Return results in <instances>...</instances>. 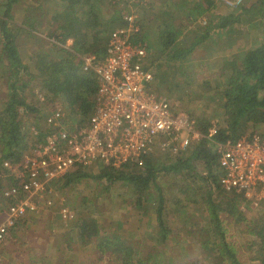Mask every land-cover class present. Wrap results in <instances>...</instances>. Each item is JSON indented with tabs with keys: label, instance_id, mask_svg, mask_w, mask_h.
Wrapping results in <instances>:
<instances>
[{
	"label": "trees",
	"instance_id": "1",
	"mask_svg": "<svg viewBox=\"0 0 264 264\" xmlns=\"http://www.w3.org/2000/svg\"><path fill=\"white\" fill-rule=\"evenodd\" d=\"M19 1L6 0L5 12L0 18V61L5 60L8 63L14 71L12 74H15L17 79L27 73L17 45L18 31L28 32L29 29L30 32H38V28L29 27V20L23 22L22 27L17 28V32L13 30L11 13L13 6ZM49 2H53L55 8L52 3L53 9L46 8L49 9L47 13L50 14L51 25L56 26L57 30L52 38L54 43H49L50 49L41 50L33 62L35 78L47 92L48 98L61 102L60 104L65 111L69 112L70 119L76 126H86L94 113L95 97L99 86L95 74L84 71L83 62L76 59L78 56L87 54L97 57L105 56L112 30L124 26L122 12L111 10L108 0H50ZM173 5L177 13L183 16L184 23L175 25L174 22L178 19L175 18L168 24L164 22L163 30L159 26L153 42V52L150 51L152 56L150 55L147 62L149 68L154 69V66H157L159 70L155 82L164 86H166L167 73L171 77L172 85L178 76H186L187 72L178 65L183 60H188L198 47L213 36L215 37L219 31L222 30L231 35L233 31L244 26H253L261 16L264 18V0H242V4L238 6V12L231 9L226 16L216 12L218 5L213 0H175ZM32 12L36 13L37 10L33 9ZM140 15L143 16L144 13ZM205 18L207 25L203 26L199 22ZM35 21L37 22V19ZM159 21L162 19H158L157 22ZM185 21L197 31L189 48H184L181 44L182 35L190 29L185 26ZM141 24L140 38H143L145 27L148 28L143 24L148 22L141 20ZM70 40L73 41L72 46H66ZM166 66L168 70H162ZM224 78L228 79L227 85L222 90L219 89L218 93L223 101L220 108L223 125L216 126L217 133L213 137V142L218 144L235 142L246 136L248 129L255 134L257 129L262 127L264 136V44L240 54L237 59H231L229 70ZM17 85L16 82L11 84L12 93L9 95V100L0 109V160L19 161L29 147L26 141L28 134L22 129L20 118L22 108H29L20 98V89L26 85L22 87ZM213 95L215 94L212 93L211 98H214ZM29 109L32 112H39L35 108ZM189 115L194 118L191 114ZM208 122L195 119L197 131L205 136L214 125ZM214 149L211 141L203 139L187 152L179 156L167 157V163L160 165L159 168L154 167L151 158L145 161L142 168L137 166H125L119 170L101 168L97 175L92 176L84 172L87 169L76 168L60 183H63V186H69L91 177L98 181H105L108 184L107 187L116 183L127 184L135 190L137 205H142L143 198L154 186L158 191L159 200L158 244L168 246L166 242L171 229L166 224V218L169 212L164 207L166 196L157 184V179L162 172L174 177H180V175L183 177L191 172L190 177L209 183L207 203L212 217L209 226L202 231L205 232L202 242L204 246L210 244L215 252L212 262L214 264H244L238 256L240 254L238 245L231 240L234 237L231 228L246 224L247 236L249 239L253 238L248 241L247 248L254 250V259L264 264V202H261L256 209L260 212L257 214L259 217L248 219L247 214L243 212V208H248L249 205L244 196L227 193L221 185L223 173L218 168L219 155ZM196 162L203 163L207 173L205 177H201L197 172ZM78 236L84 246L94 247L93 252L97 254L98 261L113 262L114 260L115 263L120 264H176L164 257L165 249L162 255L156 252L149 253L145 258H137L142 252L136 251L118 234H105L97 220L90 217L79 221Z\"/></svg>",
	"mask_w": 264,
	"mask_h": 264
},
{
	"label": "rangeland",
	"instance_id": "2",
	"mask_svg": "<svg viewBox=\"0 0 264 264\" xmlns=\"http://www.w3.org/2000/svg\"><path fill=\"white\" fill-rule=\"evenodd\" d=\"M49 1L20 0L12 9L11 15L14 9H21L19 17H13L11 23L14 31L17 32V28L22 27V23L27 20H29V27L38 28L37 33L30 32L29 29L28 32L18 31L17 45L27 73L17 79L15 74H12L14 71L8 63L5 60L0 61V109L8 102L9 95L12 93L10 86L16 82L17 86L26 85L20 89L21 100L29 108L39 111L36 113L29 108H22L24 111L21 110L20 113L21 124L28 134V140H26L28 150L41 139V137L38 140L32 138L29 135L30 130L35 127L45 132L44 117L47 110L54 105H61L60 101L48 98L47 92L42 89L41 83L35 78L33 65L41 50L50 49L49 43L53 42L52 38L57 30L56 26L51 25L50 14L47 13L49 9L46 8L53 9V2ZM174 1L147 0L146 5L142 6L136 0H108V3L114 11L122 12L126 9L138 14L144 13L142 22H148V24H143L148 28L145 27L143 38L149 44L150 51L153 52V42L159 26L163 30L164 22L168 24L175 18H178L174 22L175 25L184 23L183 16L177 13L173 5ZM220 2L221 4L216 9L218 14L226 16L231 9L235 12L239 10V7H231L225 0H220ZM5 4L6 0H0V18L5 12ZM33 9L37 12H32ZM158 19L162 21L158 23ZM185 26L190 29L182 35L181 44L184 48H189L197 31L187 21H185ZM66 44L70 47L73 41L70 40ZM261 44H264L263 16L253 26H244L233 31L231 35L222 30L219 31L215 37L213 36L198 47L188 60H183L178 65L187 72L186 76H178L172 85L171 77L167 73V76L165 75L166 86L154 82L153 88L157 93L167 97L172 106H176L180 111L189 112L188 115L191 114L196 120H207L210 124L222 126L220 108L223 101L218 93L219 89L222 90L227 85L228 79L224 76L229 70L231 59H237L240 54L249 52ZM80 57L82 56H78L76 60L79 61ZM158 70L155 65V74ZM162 70H168V67ZM212 93L215 94L214 98H211ZM40 97H44L46 102H42ZM66 114L70 119L67 110ZM70 121L72 122L71 119ZM262 129H257L256 133L263 135ZM247 135H252L251 129H248ZM167 157L169 156L156 150L151 155L154 167L159 168L160 165L167 163ZM195 165L201 177H205L207 173L203 163L196 162ZM100 170L101 168L95 167L84 172L92 176L97 175ZM190 176L191 172L183 177L165 175L162 172L157 179V184L166 196L164 207L169 212L166 218V224L171 229L166 242L168 246L158 244L160 237L157 221L159 200L158 191L154 186L143 198L142 205H137V195L131 186L116 183L107 187L108 184L105 181L87 177L69 186H63V183L58 184L56 190L48 196L53 202L52 207L40 206V211L30 214L21 221L19 226L12 230L8 238L0 244V264H120L115 263L114 260L113 262L98 261L97 254L93 252L94 247L84 246L81 243L78 226L79 221L85 217L97 220L105 234H118L128 245L133 246L139 253L142 252L137 258H145L149 253L155 254L156 252L162 255L165 249L164 257L176 264H214L211 259L215 252L210 244L204 246L202 242V237L205 236V232L202 231L209 226L212 217L207 203L209 183ZM6 185L10 183L0 182V189L5 188ZM7 205L0 198V208ZM63 206H67L75 213V221L66 222L61 218L59 212ZM244 208L243 212L247 214L248 219L259 217L257 215L259 211L249 207ZM231 232L234 234L231 240L239 247L238 256L241 262L261 264L254 259V250L247 248L248 241L253 239L247 236V225L233 226Z\"/></svg>",
	"mask_w": 264,
	"mask_h": 264
},
{
	"label": "built area",
	"instance_id": "3",
	"mask_svg": "<svg viewBox=\"0 0 264 264\" xmlns=\"http://www.w3.org/2000/svg\"><path fill=\"white\" fill-rule=\"evenodd\" d=\"M227 3L238 7L242 0ZM121 17L124 26L111 32L104 57H80L84 71L94 73L99 86L86 126H76L62 105H54L45 114V132L30 130L29 135L40 141L19 161L0 160V182L10 183L0 189L1 200L8 204L0 208V244L40 206L52 207L48 196L74 169L142 168L156 150L179 156L203 139L211 141L219 155L223 189L244 196L253 210L264 202V136L256 133L218 144L213 142L215 124L206 136L197 131L194 118L153 88L156 74L147 66L150 47L140 38L142 15L124 9ZM199 23L205 26L207 19ZM59 213L66 222L76 219L67 206Z\"/></svg>",
	"mask_w": 264,
	"mask_h": 264
},
{
	"label": "crops",
	"instance_id": "4",
	"mask_svg": "<svg viewBox=\"0 0 264 264\" xmlns=\"http://www.w3.org/2000/svg\"><path fill=\"white\" fill-rule=\"evenodd\" d=\"M218 6L221 4V2H220V0H213ZM225 2H228V1H226L225 0ZM20 11H21V9H18V8H16V9H14L13 10V14H12V17H19V15H20ZM221 15H224V14H221Z\"/></svg>",
	"mask_w": 264,
	"mask_h": 264
}]
</instances>
